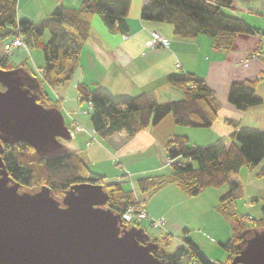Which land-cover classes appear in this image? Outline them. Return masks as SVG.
I'll list each match as a JSON object with an SVG mask.
<instances>
[{
  "label": "trees",
  "instance_id": "trees-1",
  "mask_svg": "<svg viewBox=\"0 0 264 264\" xmlns=\"http://www.w3.org/2000/svg\"><path fill=\"white\" fill-rule=\"evenodd\" d=\"M17 4L18 0H0V45L22 34L28 48L33 46L42 51L44 66L42 80H39L38 103L52 108L56 106L46 88L71 80L91 36L93 18L100 17L111 32H125L132 0H81L78 8L60 5L38 23L19 18ZM231 8L233 0H148L140 17L144 22L171 25L174 35L182 39L209 37L215 51L230 52L239 37L258 32L243 19L224 11ZM46 33L50 35L47 42L43 40ZM25 64L12 66L10 57L0 49L1 69L24 68ZM30 73L36 77L34 71ZM167 82L181 91V100L158 103L146 93L116 99L100 88L92 89L87 85H79L78 90L81 102L91 104L90 121L94 132L102 139L118 133L134 137L158 126L168 117L176 126L191 129H209L217 122L221 105L204 80L193 73H185L169 75ZM258 86L259 80L234 83L229 90L228 102L240 111L261 106L263 100L257 94ZM228 124L236 131L228 140L208 147L194 146L186 136L171 137L165 143L169 173L136 179L138 191L148 197L143 202L126 183L105 184V178L94 174L82 156L71 149L57 157H49L24 143L0 142V146L3 147L2 158L9 176L23 189L48 187L59 200L73 186L86 183L104 185L109 194L107 207L122 216L129 207L141 211L149 198L169 185L178 187L186 197L194 198L208 189L223 188L244 168H257L264 160V132L240 128L232 121ZM261 174L264 175V169ZM243 197L242 186L236 183L220 198L218 213L232 219L233 234L222 245L228 258L219 264H231L243 241L250 239L254 232L264 230V219L237 216L235 208ZM244 220H250L252 225L248 228ZM123 223L128 228H143L141 224ZM151 240L159 245L153 254L162 264H183L185 257L191 259V264L218 263L211 262L191 239L186 238L187 246L174 254L166 253L159 240Z\"/></svg>",
  "mask_w": 264,
  "mask_h": 264
},
{
  "label": "crops",
  "instance_id": "crops-1",
  "mask_svg": "<svg viewBox=\"0 0 264 264\" xmlns=\"http://www.w3.org/2000/svg\"><path fill=\"white\" fill-rule=\"evenodd\" d=\"M147 2L132 0L125 32H111L102 19L95 16L91 36L82 50L71 80L57 87L46 88L53 104L63 113L66 125L72 127L67 114L69 112L84 129L83 132H76L71 143L66 146L78 152L90 169L93 168L91 171L94 174L104 177V183L110 179L113 180L110 183H126L142 202L148 197L140 194L136 179L169 173L165 143L171 137L186 136L194 146H212L228 140L236 131L228 124L230 121L239 124L240 128L264 132V0H233V8L224 10L258 30L254 35L239 37L230 52L215 51L209 37L182 39L174 35L171 25L142 21L141 10ZM60 5L78 8L81 0H18V17L38 23ZM153 32L163 35L167 43L153 49ZM34 48L30 46L26 50V65L30 72H35L38 80H42L40 73L44 61L40 66L34 64L32 67L27 61L33 56ZM185 73H193L204 80L220 102L218 120L211 128L179 127L168 117L158 126L134 137L118 133L102 139L94 132L90 121L92 109L89 104L81 102L79 85L100 88L116 99L146 93L158 103H168L181 100L183 95L167 82V77ZM247 80H259L257 94L263 104L240 111L228 102V94L234 83ZM244 169L246 173L242 169L223 188L208 189L194 198L186 197L178 187L169 185L148 199L145 210L151 217L168 221L170 231L173 225L180 226L177 218L182 221L183 229L194 225H198L197 229L203 228L208 233L210 243L214 244L210 254L190 238L192 233L187 229L186 238L196 242L211 262H224L228 258L227 254L216 253L214 249L218 241L222 247L223 239L227 238H222L218 233L221 235V231L229 230L225 229L227 223L224 217L218 213L220 198L228 193L232 184L239 183L243 199L247 197L248 187L252 186L255 195L261 196L264 203V175L261 174L264 160L255 169ZM258 202L255 200L252 203ZM232 231L230 233L233 234ZM216 237H220L217 242ZM186 238L181 239L182 245L186 244Z\"/></svg>",
  "mask_w": 264,
  "mask_h": 264
},
{
  "label": "water",
  "instance_id": "water-1",
  "mask_svg": "<svg viewBox=\"0 0 264 264\" xmlns=\"http://www.w3.org/2000/svg\"><path fill=\"white\" fill-rule=\"evenodd\" d=\"M40 81L25 68H0V142L57 157L72 140L63 113L38 103ZM0 146V264H162L144 228H128L107 207L104 185L86 183L56 199L9 176ZM231 264H264V230L242 243Z\"/></svg>",
  "mask_w": 264,
  "mask_h": 264
},
{
  "label": "rangeland",
  "instance_id": "rangeland-1",
  "mask_svg": "<svg viewBox=\"0 0 264 264\" xmlns=\"http://www.w3.org/2000/svg\"><path fill=\"white\" fill-rule=\"evenodd\" d=\"M50 38L49 33L46 34V36L43 38V40L45 42H47ZM0 49H1V45H0ZM32 57L31 58H27L28 64L30 65V67H32L34 64L40 66V64L43 63L44 61V56L43 53L40 49L38 48H34L32 51ZM26 51L21 49V50H13L12 51V55L10 57V63L12 66H20L23 62L26 63ZM25 69L29 70V68L27 67V65L25 64ZM88 105V104H87ZM68 117L71 119V123L72 126L77 127L79 130L77 131V133L83 132L84 129L81 125H79L76 120L71 116V113H67ZM64 143V145H68L71 143V140L69 141H62ZM168 163L170 165V161L168 159ZM93 170V168H91ZM246 171V169H243V172ZM246 173V172H244ZM107 183L105 184H109L110 182H113V180L110 179V181H106ZM109 182V183H108ZM231 190V188L228 189V192ZM262 197L261 196H257L255 195V190L253 189L252 186L248 187L247 189V197L245 199L239 200L237 202L236 205V212H237V216L239 218H243V217H250V219H264V212H263V207H264V203L262 201ZM258 200V203H252L253 201ZM253 207V208H250ZM151 217V216H150ZM175 217V216H174ZM180 223L179 227H176V225H173V230H169L168 229V221H166L163 218H154L151 217V220L153 221H158L161 224L164 223L165 225H161L157 228H153L151 227L152 225L149 224L148 222H145L141 225H143V228L146 230V232L148 233V235L151 237V239H156L160 241V244L162 246V248L165 250L166 253L168 254H174L178 249H181L183 247H186L183 244L182 245V240L186 238L185 234V229L189 230L192 233V237H190L191 239H194L197 243L200 244V246L202 247V249H204L205 252H208L210 254L214 244L210 243V238H208V233L202 228V229H197L198 225H194L193 227H184V229L181 227V220L179 218H177ZM176 219V221H177ZM150 220V221H151ZM224 221L227 223L225 226V229H229L226 231H221V235L218 233L219 236H221L222 238H224V243H226L232 236V233H230L232 231L233 228V223H232V219L231 218H224ZM244 222H246L247 227L249 228L252 225V222L250 220H244ZM196 228V230H194L193 228ZM201 228V227H199ZM229 231V232H228ZM225 233V235H224ZM214 234V233H213ZM231 234V235H230ZM224 235V236H222ZM229 236V237H228ZM220 237H216V242L219 240ZM195 242V243H196ZM222 243V244H224ZM217 252H224L223 248L221 247V245L219 244V241L217 242V244L215 245L214 248ZM225 253V252H224ZM228 256V255H227ZM217 263V262H216ZM221 262H218L217 264H219ZM183 264H191V259H188V257H185ZM193 264V263H192ZM194 264H197L196 262Z\"/></svg>",
  "mask_w": 264,
  "mask_h": 264
},
{
  "label": "built area",
  "instance_id": "built-area-1",
  "mask_svg": "<svg viewBox=\"0 0 264 264\" xmlns=\"http://www.w3.org/2000/svg\"><path fill=\"white\" fill-rule=\"evenodd\" d=\"M152 48L156 49L160 46H163L167 43L166 38L157 33V32H153L152 33ZM27 50L28 47L25 43V39L24 36L22 34H19L17 37H13L8 41H5L2 45H1V51L2 53H4L6 56L11 57L12 55V51L13 50ZM42 76V72L40 73ZM90 108H91V104H89ZM71 136L73 137L74 134L79 130L77 127H71L68 126ZM123 221L129 222V223H134V224H143L145 222H148L149 224H151V227H159L161 225H165L164 223H160L158 221H153L151 220L150 215L148 214V212L144 209H142L141 211H135V209H133L132 207H129L127 209V211L124 213V215H122ZM151 220V221H150Z\"/></svg>",
  "mask_w": 264,
  "mask_h": 264
},
{
  "label": "flooded vegetation",
  "instance_id": "flooded-vegetation-1",
  "mask_svg": "<svg viewBox=\"0 0 264 264\" xmlns=\"http://www.w3.org/2000/svg\"><path fill=\"white\" fill-rule=\"evenodd\" d=\"M152 241V240H151Z\"/></svg>",
  "mask_w": 264,
  "mask_h": 264
}]
</instances>
